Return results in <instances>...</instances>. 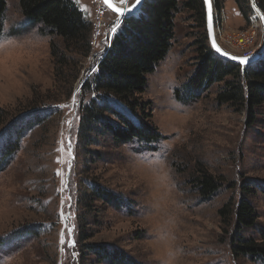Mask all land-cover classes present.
Masks as SVG:
<instances>
[{
	"label": "rangeland",
	"instance_id": "1",
	"mask_svg": "<svg viewBox=\"0 0 264 264\" xmlns=\"http://www.w3.org/2000/svg\"><path fill=\"white\" fill-rule=\"evenodd\" d=\"M73 1L93 25L92 52L88 57L72 55L76 60L65 56L62 38L23 15L20 0L6 1L0 40L7 33L25 46L0 53V158L21 133L17 150L0 172V264H95L80 256L76 244L82 212L77 199L92 181L128 204H95L97 212L87 221V244L114 246L139 264H160L157 226L170 214L166 202L177 199L184 205L174 228L175 244L182 249L179 264H262L234 254V220L224 227L219 211L231 199L238 200L244 185L250 187L253 194L247 199L257 222L242 235L262 241L264 105L250 118L241 106L221 104L218 95L224 84L218 82L207 85L197 98H186L209 43L203 23L181 10L175 16L172 47L148 77L142 95L161 142L148 149L138 142L115 146L104 139L85 149L78 136L80 106L90 97L85 99L83 88L123 21L102 11L100 0ZM246 1L250 11L244 14L234 0H219V10L215 6L217 41L236 56L258 54L264 44L261 21ZM173 53L180 58V86L169 99L189 110L182 119L153 94L167 90L163 66ZM161 154L167 156L176 184L171 195L154 178ZM205 173L222 185L209 197L200 194L195 182Z\"/></svg>",
	"mask_w": 264,
	"mask_h": 264
},
{
	"label": "trees",
	"instance_id": "2",
	"mask_svg": "<svg viewBox=\"0 0 264 264\" xmlns=\"http://www.w3.org/2000/svg\"><path fill=\"white\" fill-rule=\"evenodd\" d=\"M6 1L0 0V35ZM234 1L241 13L250 11L249 1ZM257 4L264 13V0H257ZM215 6L220 9L219 0H215ZM20 8L25 17L41 23L51 35L62 38L65 56L88 57L92 52L93 25L73 0H20ZM181 10L196 16L197 22L203 23L206 29L203 0H146L142 12L137 17L125 19L121 30L114 34L96 72L83 88L85 99L90 97L80 106L78 136L85 149L98 146L104 139L115 146L138 142L148 149L161 142L163 137L151 122L150 104L143 101L142 95L147 89L148 77L165 60L172 47L175 16ZM203 49L205 62L187 87L186 98H197L213 82L223 83L224 89L219 93L218 101L241 106L252 118L254 109L264 105V58L255 66L242 70L240 66L219 59L210 45H204ZM61 58L60 63L64 65L65 59L62 55ZM20 134L1 156L0 172L17 150ZM195 182L203 197L213 195L222 187L207 173L199 175ZM83 188L77 199V205L82 208L78 216L76 243L80 245V256L85 260L91 258L95 264H139L114 246L85 243L90 239L87 221L97 212L95 204L118 208L128 203L99 182L92 181ZM250 194H253L252 189L244 185L238 200L231 199L219 211V217L224 227L234 220V254L264 264V235L262 241L242 235L257 222L255 209L247 199Z\"/></svg>",
	"mask_w": 264,
	"mask_h": 264
},
{
	"label": "clouds",
	"instance_id": "3",
	"mask_svg": "<svg viewBox=\"0 0 264 264\" xmlns=\"http://www.w3.org/2000/svg\"><path fill=\"white\" fill-rule=\"evenodd\" d=\"M5 39L0 40V53L5 55L13 51V45L17 48L24 47V43L16 37L8 36L5 33ZM180 58L178 54H170V57L166 64L163 66L167 75L166 83L168 85L167 90L157 95L154 91L157 100H160L166 105V110L178 119L186 118L190 113L189 110L177 100L172 103L170 97H175L176 89L180 86V81L177 77L176 68L179 65ZM153 88V84H152ZM171 144L168 146V154L171 153ZM155 180L162 185L169 195L176 189V184L172 177V169L169 166L167 156L161 154L159 170L155 174ZM182 195V194H181ZM167 204L171 205L170 214L167 218L157 226L156 244L160 251V264H179V260L182 256V249L175 244L174 228L176 223L177 212L184 207L183 203L177 199H171Z\"/></svg>",
	"mask_w": 264,
	"mask_h": 264
},
{
	"label": "water",
	"instance_id": "4",
	"mask_svg": "<svg viewBox=\"0 0 264 264\" xmlns=\"http://www.w3.org/2000/svg\"><path fill=\"white\" fill-rule=\"evenodd\" d=\"M102 1L107 7H108V4H113L116 7H121L114 0H107V3L105 2V0H102ZM145 2H146V0H140V4L136 5V3L134 1V3L132 5H128V7H131L133 9V12H135V15H133L131 12H126L125 17H120L119 15H117L116 12L111 10L109 7L108 8L113 14H115L119 18V20L124 21L125 19L130 18V17H137L141 13V11H142V9H143V7L145 5ZM203 2H204V6H205V11H206V30H207V34H208V42H209V45H210L212 51L215 53V55L219 59L223 60L224 62L240 66L242 68V70H245L246 68H250V67L258 64L264 57V44H263V47L261 48V50H260V52L258 54H255V55H253V56H251L249 58H246L248 62L246 64H244V65H240L239 64V59L243 58V57L236 56V55H233L231 53H228L227 51H225V49H223V47L217 41L216 18H215V14H216L215 13V0H211V3H212V15H213V24H212L211 31L209 30L208 23H207V15H208L207 5L205 4V0H203ZM250 2H251V6H252L253 10L255 11L256 15L258 16V18L261 21V24H262V27H263V38H264V13L259 8V6L257 4V0H250ZM137 7H139L141 9L138 12L135 11V9ZM213 38L215 39V42L218 45V47L221 48L223 50V52L227 53L228 56L221 55L220 53H217L213 49V47H212ZM230 57H237L238 59L233 60ZM253 57L255 59H253Z\"/></svg>",
	"mask_w": 264,
	"mask_h": 264
},
{
	"label": "snow or ice",
	"instance_id": "5",
	"mask_svg": "<svg viewBox=\"0 0 264 264\" xmlns=\"http://www.w3.org/2000/svg\"><path fill=\"white\" fill-rule=\"evenodd\" d=\"M105 2L107 3V0H105ZM122 3L124 5V7H116L113 4H108V7L113 10L114 12L117 13V15H119L120 17H125L126 12H131L133 15H135V12H133V9L131 7L127 6V0H122ZM136 5L140 4V0H135ZM205 4L207 5V10H208V15H207V23H208V27L209 30L211 31L212 29V24H213V15H212V3L211 0H205ZM141 9L139 7H137L135 9V11H140ZM118 29V25L116 26V28L113 29V33ZM212 47L213 49L217 52L220 53L221 55L224 56H228L227 53L223 52V50L221 48L218 47V45L215 42V39L213 38L212 40ZM233 60L238 59L237 57H230ZM253 59H255L253 57ZM248 61L246 58H240L239 59V64L240 65H244L246 64Z\"/></svg>",
	"mask_w": 264,
	"mask_h": 264
},
{
	"label": "built area",
	"instance_id": "6",
	"mask_svg": "<svg viewBox=\"0 0 264 264\" xmlns=\"http://www.w3.org/2000/svg\"><path fill=\"white\" fill-rule=\"evenodd\" d=\"M100 3H101V5H102V11H110L109 10V8L103 3V1L102 0H100ZM217 14V13H216ZM216 14H215V18L217 17L216 16ZM103 15V14H102ZM217 31V30H216ZM251 56H253V55H242V56H240V57H243V58H249V57H251Z\"/></svg>",
	"mask_w": 264,
	"mask_h": 264
},
{
	"label": "bare ground",
	"instance_id": "7",
	"mask_svg": "<svg viewBox=\"0 0 264 264\" xmlns=\"http://www.w3.org/2000/svg\"><path fill=\"white\" fill-rule=\"evenodd\" d=\"M114 1H116L117 4H118L119 6L124 7L123 3H120L118 0H114ZM133 1H135V0H133ZM133 1H132V2H133ZM132 2H131V3H132ZM131 3H128V2H127V6H128L129 4H131ZM105 12H108V11H105ZM257 53H258V52H257Z\"/></svg>",
	"mask_w": 264,
	"mask_h": 264
}]
</instances>
